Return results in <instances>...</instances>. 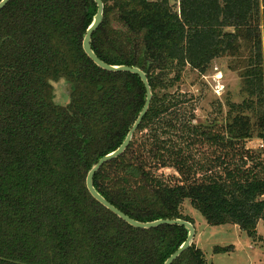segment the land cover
Returning a JSON list of instances; mask_svg holds the SVG:
<instances>
[{
  "label": "trees",
  "instance_id": "1",
  "mask_svg": "<svg viewBox=\"0 0 264 264\" xmlns=\"http://www.w3.org/2000/svg\"><path fill=\"white\" fill-rule=\"evenodd\" d=\"M103 3L93 52L143 70L152 97L129 147L93 177L96 191L134 220L193 223L187 200L206 223L259 239L264 149L246 141L264 139L260 0H178L177 10L170 0ZM95 12L94 0H8L0 11V264H163L188 235L176 225L133 228L86 188L146 97L138 75L104 71L84 53ZM221 59L243 99L227 100L222 119L197 122V99L178 86L188 69L203 75ZM62 79L69 99L58 104ZM172 264L208 263L192 243Z\"/></svg>",
  "mask_w": 264,
  "mask_h": 264
},
{
  "label": "rangeland",
  "instance_id": "2",
  "mask_svg": "<svg viewBox=\"0 0 264 264\" xmlns=\"http://www.w3.org/2000/svg\"><path fill=\"white\" fill-rule=\"evenodd\" d=\"M176 1V2H175ZM177 10L178 0H170ZM261 24L260 29L264 43V0H260ZM264 61V58H263ZM264 67V63H263ZM212 69L203 75L188 69L179 88L197 99V122L204 123L216 116L219 120L225 115L228 106L227 100L240 103L243 99L240 79L236 72L226 67V60H215ZM54 101L65 104L69 99L67 83L62 79L53 84ZM221 107L220 112H216ZM260 138H251L246 141V146L253 150L264 149L258 147ZM164 173H174L172 168L164 169ZM182 213L191 217L195 234L193 244L202 250L208 264H264V225L259 223L256 227L258 238L252 240L236 224L211 225L206 223L204 217L190 202L185 200L182 204ZM215 247L227 249L226 252H215Z\"/></svg>",
  "mask_w": 264,
  "mask_h": 264
},
{
  "label": "water",
  "instance_id": "3",
  "mask_svg": "<svg viewBox=\"0 0 264 264\" xmlns=\"http://www.w3.org/2000/svg\"><path fill=\"white\" fill-rule=\"evenodd\" d=\"M8 0H2L0 2V11L3 9V7L7 4ZM96 4V12L93 15V22L90 24V26L86 29L84 33V38L82 41V49L84 53L88 56V58L96 64L100 69L108 72H126V73H133L139 76L143 87L146 91V97L144 100L143 108L135 118V120L132 123V127L129 129L128 133L122 140L121 144L112 152L107 153L103 156H101L97 163L94 164L90 170L86 174V188L92 198H94L98 203H100L102 206H104L108 211H110L112 214L118 216L121 220H123L125 223L130 225L133 228H139V229H153L155 227L159 226H181L188 231V235L186 237V240L180 244L176 250L170 255L163 264H172L178 257H180L187 249L190 248V245L193 243V239L195 237L196 231L192 224V222H188L181 218H171V219H156L149 222H142L139 220H134L128 215L124 214L120 209L113 206L106 198H104L99 192L96 191L94 187V180L93 177L95 174L100 170V168L106 164L120 156L125 152V150L129 147L130 142L133 138L134 133L140 126L142 119L147 114L150 108V100L152 97V91L151 88H149V83L147 79L146 73L141 70L140 68L136 66H126V65H110L104 62L102 59L98 57L97 54H95L91 48V41H92V34L99 28V26L103 22V10H104V3L103 0H94Z\"/></svg>",
  "mask_w": 264,
  "mask_h": 264
},
{
  "label": "built area",
  "instance_id": "4",
  "mask_svg": "<svg viewBox=\"0 0 264 264\" xmlns=\"http://www.w3.org/2000/svg\"><path fill=\"white\" fill-rule=\"evenodd\" d=\"M258 147H263L264 146V139L260 138L259 142H258Z\"/></svg>",
  "mask_w": 264,
  "mask_h": 264
},
{
  "label": "snow or ice",
  "instance_id": "5",
  "mask_svg": "<svg viewBox=\"0 0 264 264\" xmlns=\"http://www.w3.org/2000/svg\"><path fill=\"white\" fill-rule=\"evenodd\" d=\"M0 2H2V0H0Z\"/></svg>",
  "mask_w": 264,
  "mask_h": 264
},
{
  "label": "crops",
  "instance_id": "6",
  "mask_svg": "<svg viewBox=\"0 0 264 264\" xmlns=\"http://www.w3.org/2000/svg\"><path fill=\"white\" fill-rule=\"evenodd\" d=\"M197 233V232H196ZM198 234V233H197Z\"/></svg>",
  "mask_w": 264,
  "mask_h": 264
}]
</instances>
